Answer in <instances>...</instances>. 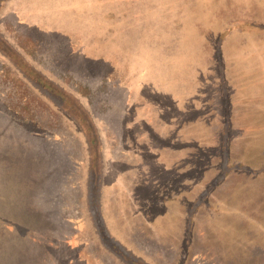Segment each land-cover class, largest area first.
I'll use <instances>...</instances> for the list:
<instances>
[{
    "label": "rangeland",
    "instance_id": "rangeland-1",
    "mask_svg": "<svg viewBox=\"0 0 264 264\" xmlns=\"http://www.w3.org/2000/svg\"><path fill=\"white\" fill-rule=\"evenodd\" d=\"M26 36L98 131L0 47V264H264V0H0Z\"/></svg>",
    "mask_w": 264,
    "mask_h": 264
},
{
    "label": "trees",
    "instance_id": "trees-1",
    "mask_svg": "<svg viewBox=\"0 0 264 264\" xmlns=\"http://www.w3.org/2000/svg\"><path fill=\"white\" fill-rule=\"evenodd\" d=\"M0 47L1 54L7 62L9 61L10 68H14L13 70L17 73L19 81L25 86L29 85L33 92L32 95L27 94L28 96L23 103L19 98L18 103H10L12 110L18 115H23L22 110H29L28 107L34 105L33 102H35V105H39L42 110L45 109L50 113L65 115L70 119L79 133L86 139L87 148H92V146L96 145L95 138L97 137L98 122L94 115V108L89 105V102L85 101V98L87 99L92 91L79 83L74 86H68L37 67L29 58L30 55L34 54L35 50V42L30 37L26 36L20 46L5 37L4 41L0 40ZM4 72L6 73L7 70L5 69ZM31 75L34 82L38 83L40 81V84L43 83L44 85L46 84L41 79V76L45 77L48 75L52 79L49 78L51 82L45 88L39 85L40 88L36 89L32 88L29 82L27 84V76L30 77ZM30 103H32L31 106H29ZM33 107L35 108L36 106ZM69 110L70 112H68ZM68 113L70 114L67 115ZM94 148L96 151L100 149L99 146ZM92 162L94 163V161Z\"/></svg>",
    "mask_w": 264,
    "mask_h": 264
}]
</instances>
